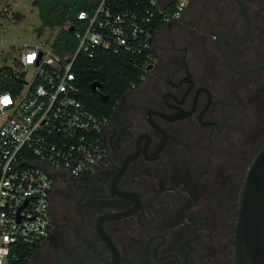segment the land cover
<instances>
[{
    "label": "flooded vegetation",
    "instance_id": "obj_1",
    "mask_svg": "<svg viewBox=\"0 0 264 264\" xmlns=\"http://www.w3.org/2000/svg\"><path fill=\"white\" fill-rule=\"evenodd\" d=\"M190 5L187 0L181 17L163 26L162 42L155 39L141 82L112 107L100 131L97 164L77 176L65 175L63 188L52 189L46 239L63 252L57 264H112L115 257L97 225L117 248L119 264H234L245 176L239 140L228 142L236 121L228 116L233 97L220 83V63L229 69L212 32L241 35L244 21L240 32L235 21L207 31L209 25L185 19ZM223 9L205 6L202 12ZM247 10L249 41L262 24L258 17L253 23L251 7ZM219 42L239 69L264 63V55L256 54L255 61L239 66L242 52L227 46L245 42L223 35ZM261 73L264 69L239 76ZM258 81V89L264 88V75L253 80Z\"/></svg>",
    "mask_w": 264,
    "mask_h": 264
},
{
    "label": "built area",
    "instance_id": "obj_2",
    "mask_svg": "<svg viewBox=\"0 0 264 264\" xmlns=\"http://www.w3.org/2000/svg\"><path fill=\"white\" fill-rule=\"evenodd\" d=\"M172 2V8L162 0H145L134 10H114L99 0L92 11L77 13L81 24L65 21L52 27L51 38L14 46L5 75L18 84L12 93L0 91V264L44 242L51 227L52 189L65 175L93 168L101 157L100 131L107 115L79 99L78 55L125 52L130 58L144 55L147 64L158 28L178 20L187 4ZM60 28L74 35V50L61 53L53 47Z\"/></svg>",
    "mask_w": 264,
    "mask_h": 264
},
{
    "label": "rangeland",
    "instance_id": "obj_3",
    "mask_svg": "<svg viewBox=\"0 0 264 264\" xmlns=\"http://www.w3.org/2000/svg\"><path fill=\"white\" fill-rule=\"evenodd\" d=\"M162 1L164 2L165 0ZM68 2L69 0H0V67L6 66L7 63L11 64L9 58L13 56L15 51L14 46L24 41H44L43 39L49 38V35L52 37L55 32V28L53 29L52 27L56 25L51 27L46 25L45 22L51 15L50 12L55 5H59L57 12L59 13L64 8V4ZM245 2L251 7L253 16H259L260 23L262 24L260 28L262 36L259 39L253 37L245 43L227 46L229 51L233 48H235L234 50L239 48L240 52H242L243 56L237 59L239 66L247 64L250 61H255L256 54L259 57L264 55V0H245ZM206 3H210L209 6H215L214 4L218 7L225 6L223 12H219L227 16L229 20L227 25L235 21L233 28L237 32L241 31V16L234 0H191V12L188 16H185V19L191 22L194 20L197 24L201 22L205 24L206 21L203 20L201 16L203 13L201 12L205 10ZM54 18L55 23H58L60 18L58 16H54ZM236 22H239V24L237 25ZM256 22L257 20L254 19V23ZM38 29H41V31ZM161 30L156 35V42L158 41V43L162 42L163 33L166 31V28ZM209 40L208 48L212 54H215V50ZM258 42L260 44H257ZM259 75L264 74H251L249 76L233 75L220 63V83L232 95H229V99L233 97L232 103L234 105L229 106L228 116L231 115L235 118L234 121H236L232 128L233 135L229 136L231 130L229 132L228 142L235 144L239 140L240 167H244V176L253 157L264 145V99L262 102L260 101L261 96L264 98V88L258 89L261 85L260 81H258V84L253 82ZM255 93L257 97L254 96ZM237 131L240 137L236 136ZM61 188H63V184H57L53 189ZM52 197L54 204H57L56 206L60 205V201H58L60 198L59 194L55 193ZM53 243L51 238L45 239L41 247L29 259L28 264H57L60 260L62 261L63 252L58 253L57 250L59 248Z\"/></svg>",
    "mask_w": 264,
    "mask_h": 264
},
{
    "label": "trees",
    "instance_id": "obj_4",
    "mask_svg": "<svg viewBox=\"0 0 264 264\" xmlns=\"http://www.w3.org/2000/svg\"><path fill=\"white\" fill-rule=\"evenodd\" d=\"M98 1L99 0H69L68 3L64 4V8L59 13H57L59 10V5H55L50 12L51 15L47 18L45 23L51 27L54 25H56L55 27H58L63 22L69 21L77 26L78 24H81L80 20H78L76 17L77 13L80 10H86L88 12L92 11ZM107 1L114 10H120L124 8L134 10V5L136 2L141 6L145 4V0ZM172 1L173 0H166V6H170V8H172ZM243 2L248 8L249 5L246 4L247 2H245V0H243ZM209 4L206 3L205 6H209ZM214 5L216 6V4ZM218 12L219 11L215 10L208 11V13L201 12L203 13L201 14L203 20L206 21L205 26L209 25L207 27V31L209 29L212 30L216 28L218 25H227V22L229 21L227 16L221 12ZM54 16H58V18H60L58 23H55ZM251 17L253 23L254 19L257 17L259 18L258 15H256V17ZM236 24L238 25L239 22H236ZM242 24L243 21L241 16V28ZM163 26L164 24L160 25L158 30L163 28ZM38 30L41 31V29ZM254 31V36L261 38V29L259 31ZM76 43V39L71 32L64 28H60L58 29V32L55 36L53 47L61 53L69 52L75 49ZM147 60L148 59L144 55H133L130 58V55L125 52H119L118 54L104 52L102 54H98L95 57H89L86 54H79L75 61V75L80 89L79 99L92 111L108 116L112 111V107L114 106L117 99L133 84H139L141 82V76L144 73L143 71L146 67ZM5 70V66L0 68V91L9 90L12 93L14 92L13 88L17 87L18 83L14 86L13 83H11L13 81H10L9 79L10 76L8 74L5 75ZM92 81H98L101 83L99 92H91L90 83ZM99 93L108 94L109 99L107 101H103L100 98ZM42 243L43 242H38L30 248L26 247L22 249L20 257L17 260H9L7 264H28L29 259L41 247Z\"/></svg>",
    "mask_w": 264,
    "mask_h": 264
},
{
    "label": "water",
    "instance_id": "obj_5",
    "mask_svg": "<svg viewBox=\"0 0 264 264\" xmlns=\"http://www.w3.org/2000/svg\"><path fill=\"white\" fill-rule=\"evenodd\" d=\"M244 21V32L238 35L230 30L216 29L212 32L213 44L228 69L236 75H248L264 69V63L244 69L237 68L221 46L219 36L223 35L237 42H245L251 34V21L243 0H234ZM70 25L68 30L71 31ZM101 84L90 83L91 92H96ZM103 101L108 94H100ZM97 232L113 254V263L119 264L118 250L106 233L97 225ZM234 264H264V145L255 154L246 169L237 215L234 239Z\"/></svg>",
    "mask_w": 264,
    "mask_h": 264
},
{
    "label": "crops",
    "instance_id": "obj_6",
    "mask_svg": "<svg viewBox=\"0 0 264 264\" xmlns=\"http://www.w3.org/2000/svg\"><path fill=\"white\" fill-rule=\"evenodd\" d=\"M162 29V28H161Z\"/></svg>",
    "mask_w": 264,
    "mask_h": 264
}]
</instances>
